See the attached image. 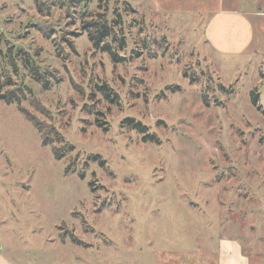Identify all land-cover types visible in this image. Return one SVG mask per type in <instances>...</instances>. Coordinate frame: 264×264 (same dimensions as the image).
<instances>
[{"label":"rangeland","instance_id":"374dc122","mask_svg":"<svg viewBox=\"0 0 264 264\" xmlns=\"http://www.w3.org/2000/svg\"><path fill=\"white\" fill-rule=\"evenodd\" d=\"M100 18L121 22L117 60L83 28ZM206 22L148 0H0L1 91L72 145L56 159L0 100V264H215L223 236L264 264V51L220 54Z\"/></svg>","mask_w":264,"mask_h":264},{"label":"crops","instance_id":"0c3cea01","mask_svg":"<svg viewBox=\"0 0 264 264\" xmlns=\"http://www.w3.org/2000/svg\"><path fill=\"white\" fill-rule=\"evenodd\" d=\"M156 11L205 16L204 37L220 54L248 55L264 51V10L250 9L247 0H148ZM223 236L215 264H251L237 239Z\"/></svg>","mask_w":264,"mask_h":264},{"label":"trees","instance_id":"16d2710c","mask_svg":"<svg viewBox=\"0 0 264 264\" xmlns=\"http://www.w3.org/2000/svg\"><path fill=\"white\" fill-rule=\"evenodd\" d=\"M100 1V0H98ZM61 3L64 2L66 7L70 10L71 8H75L78 6H86L91 0H60ZM126 4V3H125ZM100 16V15H98ZM102 17V16H101ZM112 23L109 24V22L106 19L100 18V19H89L85 20L83 22V28L87 30L88 32V38L91 41L92 45L95 48L100 47L103 51H107L110 53L112 58L114 60L116 59V52L113 51V48H111L110 42H108L106 39L111 38V40L118 42L119 44H122V39H116L114 32L111 35V31H114V27L121 26V22L116 19H112ZM115 25V26H114ZM35 71L33 70V73ZM35 75H37V72H35ZM13 82L9 75H6V78L4 80H0V100L4 101L7 104L16 103L20 110L25 114L27 119L34 125V127L39 131L41 134L42 144L43 145H51L53 155L56 159L63 158L66 151H69L72 147L71 144L65 142L64 146L57 147L54 144L55 138L61 139V135L58 131L55 129H52V127H48L46 124L43 125L40 121H37L34 119L33 116H31L21 105L20 102L24 98L23 92L20 88L15 89H9L6 91H1L2 87L6 85H12ZM221 87V85L219 84ZM97 88L99 91L102 92L105 99L109 101H113L114 98L117 96L115 92L112 91V89L106 85L101 84L97 85ZM204 101L208 102L206 100V95H203ZM251 102L252 104L256 105L257 103V95L255 93H251ZM127 127L135 130L139 134L142 135V140L147 142H155L157 139L154 137L153 134L148 133L147 126L142 124L140 121H136L130 117H127L123 119V121ZM54 138V139H53ZM96 159L95 157L93 158ZM102 163V161H101ZM70 169V165L66 167V170L68 171ZM81 176H83L81 174ZM91 182L89 183V185ZM72 241L77 242L78 239H76L74 236H71Z\"/></svg>","mask_w":264,"mask_h":264}]
</instances>
